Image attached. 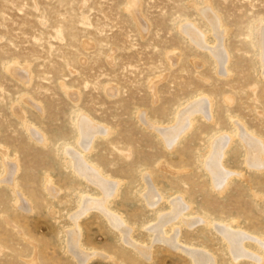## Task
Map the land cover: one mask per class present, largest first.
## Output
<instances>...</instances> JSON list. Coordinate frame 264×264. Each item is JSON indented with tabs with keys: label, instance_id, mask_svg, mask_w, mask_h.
I'll return each instance as SVG.
<instances>
[{
	"label": "rangeland",
	"instance_id": "obj_1",
	"mask_svg": "<svg viewBox=\"0 0 264 264\" xmlns=\"http://www.w3.org/2000/svg\"><path fill=\"white\" fill-rule=\"evenodd\" d=\"M212 15L225 31L221 41ZM259 22L264 0H0V153L7 155L3 161L0 155V264H77L65 243L75 226L70 217L81 195L99 197L62 154L63 147L80 154V114L110 130L86 158L120 183L107 208L149 252L142 258L124 245L93 211L77 223L79 249L98 254L87 264H190L147 231L173 199L203 221L235 222L252 237L247 251L259 255V262L237 264H264L258 243L264 244V170L245 166V150L233 136V122H243L264 141ZM184 25L195 28L207 48L221 43L230 55L229 76L221 77L209 49L180 31ZM199 97L211 100L213 120L195 117L167 150L146 123L169 127L178 110ZM220 133L232 137L225 158L231 182L222 193L201 165L208 142ZM143 174L163 198L153 210L140 197ZM173 229L181 244L202 246L217 264H234L212 227L176 222L165 233Z\"/></svg>",
	"mask_w": 264,
	"mask_h": 264
},
{
	"label": "bare ground",
	"instance_id": "obj_2",
	"mask_svg": "<svg viewBox=\"0 0 264 264\" xmlns=\"http://www.w3.org/2000/svg\"><path fill=\"white\" fill-rule=\"evenodd\" d=\"M212 24L216 32V38L221 41L222 35H224L223 33H225V31H218L221 24L215 17ZM180 31L186 34L195 46L209 49L212 58H214L216 62L217 71L220 75L229 76L230 55L223 49L221 43L215 48H207L208 46L204 44V37L201 36V34L191 25L181 26ZM257 46L259 50V75L261 79L264 80V22H259L257 25ZM211 109V100L202 97L195 98L185 107L178 110L173 125L166 128H157L146 123V126L147 129H152L157 133L160 137L159 139L162 140L161 142L167 150L172 151L180 143V140L192 129V123L195 117L199 116L206 122H211L213 120ZM233 124L236 127L233 136L240 140L243 147L242 149L245 150V160L243 159L245 166L255 172H262L264 170V141L260 140L252 131H249L243 122H233ZM76 131L77 136L75 146L80 150V154H78V150L75 151L71 148L63 147V157L68 161L73 175L81 181L83 180L85 183L95 187L99 193V197L92 198L87 195H81L79 198L77 210L70 217L75 226L72 231L67 232L65 242L67 249L72 253L77 264H87L92 258L98 255L96 252L83 253L79 249L78 220L94 211L104 217L108 225L119 233L120 239L124 245L134 248L142 258H149V252L146 248L138 246L131 241L130 231L121 217L109 211L107 208L109 202L117 196L120 183L115 180V182H113V179L105 176L98 167L93 163H89L86 158V156L93 150L96 139L107 138L110 135V130L107 128L103 129L101 126L99 127L91 119L80 114L76 119ZM37 137L36 139L38 143L45 145L46 141H44L43 136ZM231 140L232 137L221 133L213 136L207 144V150L201 161L203 170L209 176L211 187L219 193L224 192L231 182L230 173L227 171V167L225 168V161H227L225 158L232 145ZM0 155L2 161L3 159L6 160L7 155L4 152H1ZM142 181L143 191L141 192L140 197L143 199L146 207L153 210L163 199L162 195L151 185L149 174H143ZM12 186L14 189L15 184ZM17 201L18 200H15V204H17ZM189 210L190 207L184 206L181 199H173L169 201L168 213L159 215L156 218L155 223L147 228V231L151 235V239L153 238L154 242L162 243L167 248L182 254L189 260L190 264H217L215 257L210 252L205 251V248L202 246L196 249L188 244H181L178 229H173L174 233L172 235H167V233H165V227L171 223L175 224L178 222L188 229H193L198 223L202 222L207 227H212L216 234H218L223 240L229 258H231L230 260L234 264L243 260L250 261L251 263L259 262V258H257L259 255L256 257L254 255L255 253L253 254L251 252V254L245 248V244L252 237L249 236L250 234L247 235V232L244 231V233L241 231L242 229H239L240 231H238L239 227L237 229L234 228V225H236L235 222L227 224L206 222L203 221V219L188 215L187 213H189ZM258 243L264 248V244H262L261 241H258ZM261 261L264 262V257Z\"/></svg>",
	"mask_w": 264,
	"mask_h": 264
}]
</instances>
